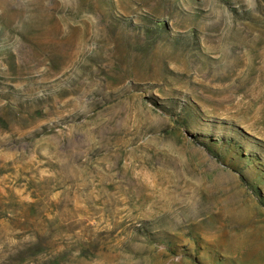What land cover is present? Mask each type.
<instances>
[{
	"label": "rangeland",
	"instance_id": "1",
	"mask_svg": "<svg viewBox=\"0 0 264 264\" xmlns=\"http://www.w3.org/2000/svg\"><path fill=\"white\" fill-rule=\"evenodd\" d=\"M0 264H264V0H0Z\"/></svg>",
	"mask_w": 264,
	"mask_h": 264
}]
</instances>
